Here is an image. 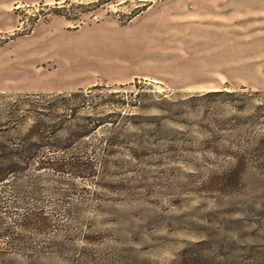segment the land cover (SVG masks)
I'll return each mask as SVG.
<instances>
[{"label":"rangeland","instance_id":"obj_1","mask_svg":"<svg viewBox=\"0 0 264 264\" xmlns=\"http://www.w3.org/2000/svg\"><path fill=\"white\" fill-rule=\"evenodd\" d=\"M263 98L264 0H0V264L243 261Z\"/></svg>","mask_w":264,"mask_h":264},{"label":"trees","instance_id":"obj_2","mask_svg":"<svg viewBox=\"0 0 264 264\" xmlns=\"http://www.w3.org/2000/svg\"><path fill=\"white\" fill-rule=\"evenodd\" d=\"M135 9L133 12H130L128 15L131 17L137 11ZM66 18L69 17L65 13H59ZM219 92V91H215ZM227 94H234L235 91H227ZM260 95L257 92L247 93L245 95ZM244 131L246 132L245 137H241L238 141V149L228 150L227 152L233 157L234 163L225 170L221 175V180L225 185H232L236 183L238 179H242V174L249 173L256 175V179L259 182V188L262 189V198L264 199V98L259 104H257L252 113L244 118ZM259 131V132H258ZM258 132V133H257ZM20 145V144H18ZM26 149V150H24ZM22 153L18 152V159L28 160L33 152L31 153L30 149L32 144L29 147L24 148ZM29 149V150H27ZM24 153V154H23ZM20 157V158H19ZM10 170L6 169L0 171V181L6 179ZM249 171V172H248ZM260 229L261 233V244L254 247L248 251L247 257L240 262H224L222 264H264V202L261 203L260 211Z\"/></svg>","mask_w":264,"mask_h":264}]
</instances>
